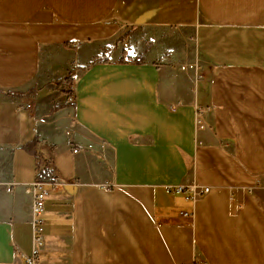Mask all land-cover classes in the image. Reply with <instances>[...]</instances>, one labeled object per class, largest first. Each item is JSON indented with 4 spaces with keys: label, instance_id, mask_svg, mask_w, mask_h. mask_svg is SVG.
Wrapping results in <instances>:
<instances>
[{
    "label": "crops",
    "instance_id": "0c3cea01",
    "mask_svg": "<svg viewBox=\"0 0 264 264\" xmlns=\"http://www.w3.org/2000/svg\"><path fill=\"white\" fill-rule=\"evenodd\" d=\"M51 179L35 264H264V0H0V264Z\"/></svg>",
    "mask_w": 264,
    "mask_h": 264
},
{
    "label": "built area",
    "instance_id": "2783aa9c",
    "mask_svg": "<svg viewBox=\"0 0 264 264\" xmlns=\"http://www.w3.org/2000/svg\"><path fill=\"white\" fill-rule=\"evenodd\" d=\"M196 64H188L181 67L182 70L189 68L193 69L196 68ZM62 101L65 104L73 103L75 101L74 95L68 94L63 96ZM33 106L30 104L20 105L18 106L19 111H32ZM199 124V122H198ZM199 126V125H198ZM200 128L202 125L199 126ZM66 144L68 146L71 145L70 141H67ZM74 152H77V150H74ZM58 185L57 179H51L48 182H43L40 180H36L32 184V190L30 192V198L32 200V207H31V217L30 222L33 226V252L30 256H24L25 263L26 264H35L40 256V251L44 246V218L43 214L45 211V204L47 201L48 196L50 195V191L52 188L56 187ZM210 188L205 187L200 190H196L195 187H186L183 185H177V186H168L166 188L167 193L172 194H182L185 196L186 200L189 201H195L197 199L202 198L203 196L207 195ZM248 193L253 194L256 197L260 199V206L256 208H251V213L253 215H259L264 210V199H263V192H264V185L258 184L256 186H252L251 188H248ZM182 218L190 217V212H182L179 214ZM201 262L199 260H194L193 262L189 264H200Z\"/></svg>",
    "mask_w": 264,
    "mask_h": 264
},
{
    "label": "trees",
    "instance_id": "16d2710c",
    "mask_svg": "<svg viewBox=\"0 0 264 264\" xmlns=\"http://www.w3.org/2000/svg\"><path fill=\"white\" fill-rule=\"evenodd\" d=\"M99 59L102 60V61H105V58L103 57V54L100 56Z\"/></svg>",
    "mask_w": 264,
    "mask_h": 264
}]
</instances>
